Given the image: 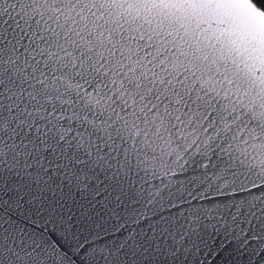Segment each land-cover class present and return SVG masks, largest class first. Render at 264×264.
I'll use <instances>...</instances> for the list:
<instances>
[{"label": "snow or ice", "instance_id": "obj_1", "mask_svg": "<svg viewBox=\"0 0 264 264\" xmlns=\"http://www.w3.org/2000/svg\"><path fill=\"white\" fill-rule=\"evenodd\" d=\"M0 264H264V0H0Z\"/></svg>", "mask_w": 264, "mask_h": 264}]
</instances>
